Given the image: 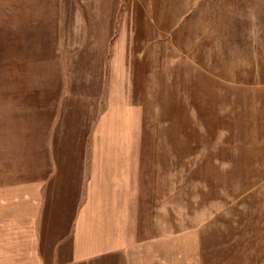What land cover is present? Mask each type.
I'll return each mask as SVG.
<instances>
[{"label": "rangeland", "instance_id": "1", "mask_svg": "<svg viewBox=\"0 0 264 264\" xmlns=\"http://www.w3.org/2000/svg\"><path fill=\"white\" fill-rule=\"evenodd\" d=\"M0 15L15 35L0 264L60 263L76 145L103 139L139 159L154 262L264 264V0H0Z\"/></svg>", "mask_w": 264, "mask_h": 264}, {"label": "crops", "instance_id": "2", "mask_svg": "<svg viewBox=\"0 0 264 264\" xmlns=\"http://www.w3.org/2000/svg\"><path fill=\"white\" fill-rule=\"evenodd\" d=\"M12 27L11 20L3 21L0 15V52L13 44ZM113 143L82 140L76 145L80 150L72 161L70 192L61 194L70 196L71 207L66 217L62 209L56 214L65 219L55 241L59 264H159L153 251L148 252L154 249V238L139 235V159L126 151V141H118L117 147ZM113 148H119V155H113Z\"/></svg>", "mask_w": 264, "mask_h": 264}]
</instances>
